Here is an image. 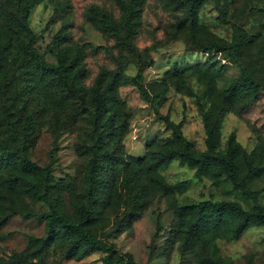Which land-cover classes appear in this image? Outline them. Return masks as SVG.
Segmentation results:
<instances>
[{"label":"rangeland","instance_id":"374dc122","mask_svg":"<svg viewBox=\"0 0 264 264\" xmlns=\"http://www.w3.org/2000/svg\"><path fill=\"white\" fill-rule=\"evenodd\" d=\"M219 1L217 7L207 0L192 22L183 10L174 9L176 0H163L172 9L162 0H146L135 16L136 55L118 46L109 28L110 22L124 30L115 0L35 3L27 18L35 37L32 49L48 67H57L42 73L27 52L29 37L22 30L19 0H0V157L13 151L48 173L20 175L15 182L17 172L11 177L0 171V220L6 216L0 222V264H104L101 252L69 258L74 236L61 230L46 251L33 248L31 239L44 240L48 228L44 221L26 217L48 214L51 204L67 221L77 223L80 208L91 205L86 195L95 152L107 150L115 157L105 187L109 203L91 227L94 240L114 250V260L130 255L137 264H182L183 233H175L180 207L228 201L244 210L264 208V93L249 107L237 101L223 106L222 93L240 81V67L226 51L214 48L232 45L243 33L250 35L252 42L239 49L238 60L264 84V0ZM67 20L72 24L71 50L64 56V45L51 41L63 36ZM81 53L84 78L73 90L72 63ZM59 55L65 58L68 80L57 73ZM119 69V84L97 141L90 89L98 80L114 82ZM140 70L149 100L131 82ZM205 113L215 114L218 151L225 152L233 137L252 160L251 175L241 157L237 172L257 200L245 199L224 177L213 178L215 170L198 178L195 169L173 161L160 172L173 193L149 189L145 210L136 217L132 176L139 170L133 171L129 159L143 158L153 140L172 137L165 120L178 126L196 152H205ZM29 191L45 194L48 203L32 200ZM217 246L225 264H264V226L251 227L235 240H219ZM208 256L197 246L185 264H202Z\"/></svg>","mask_w":264,"mask_h":264},{"label":"trees","instance_id":"16d2710c","mask_svg":"<svg viewBox=\"0 0 264 264\" xmlns=\"http://www.w3.org/2000/svg\"><path fill=\"white\" fill-rule=\"evenodd\" d=\"M43 0H19L18 7L23 12L22 30L29 37L27 52L35 59L38 68L42 73H49L57 71V67H48L44 62L42 56L32 49L34 43V35L31 32L27 18L29 8L35 3L42 2ZM122 12L123 18V31L120 27L113 23H108L109 28L112 30L113 36L117 40L118 46L125 48L132 54H138V49L133 43V38L136 32L134 31L135 16L142 12L146 0H115ZM207 0H176L174 3L175 10H183L186 17L190 18L192 22L196 20L197 13L202 5ZM218 7L219 0H212ZM163 3V0H162ZM165 7L173 8L163 3ZM224 16V13L221 12ZM72 24L67 20L63 26V36L55 37L51 43L54 45H64V56L66 51L71 50L69 43L71 42V35L69 28ZM252 42L250 35L243 33L241 38L230 46L215 45L219 51H226L240 67V81L233 84L226 91L222 93V105L232 104L234 102H243L245 107L254 104L260 93H264V84L257 81L253 70L248 64H243L238 60V51L242 46H246ZM78 54L75 57L72 66L75 73L72 75L71 80L73 83V90L82 83L84 78V66L82 61L84 56ZM65 58L59 55L58 75H64L65 79L68 78L66 68L63 65ZM64 67V68H63ZM119 69L118 74L114 78V82L105 83L98 80L96 84L90 89L91 104L93 105V137L95 140L100 141L103 133L102 128L105 125V115L111 106V98L117 85L121 74ZM64 79V85L68 87L67 81ZM132 85L136 87L142 96L150 99V94L142 86L141 70L138 75L131 79ZM72 89V88H70ZM78 91V90H77ZM164 91L159 95L162 96ZM205 130H206V151L196 152L191 143L185 141L178 126H175L165 120V122L172 129V137L169 139L153 140L148 146L145 156L141 159L131 158L130 163L134 172L139 170L138 173H133V181L136 182V195H134V213L136 217L145 210L146 206V193L149 189L154 191H162L164 194H172L174 189L170 188L163 180L160 172L167 168L173 161H178L181 166H187L195 169L196 177L201 178L209 171L215 170L216 176L213 178L224 177L232 187L237 190L245 199L257 200V193L251 192L246 185L244 179L238 176L237 159L241 157L246 166L247 173H253V162L248 157L246 151L240 149L239 145L231 137L227 150L219 152V139L218 129L215 123L214 113H205ZM2 147L0 146V149ZM94 160L90 166V173L88 176L89 187L87 190V203L91 204L90 208L81 207L79 210V221L75 224L67 221L54 207L49 204L50 212L48 214H27V218H36L45 222L48 228L47 237L44 240L31 239L33 248L38 251H46L53 240L55 239L59 230L65 234H72L74 241L72 249L68 254L69 258H84L91 253L101 252L105 254L104 264H137L132 256L126 255L124 257H117L114 260V250L94 240L92 236L91 227L97 220L101 213L103 206L109 203V196L107 189L108 185V166L114 161L113 154L109 151L102 153H93ZM0 171L7 172L12 177L15 174V182L20 180V175L30 174L34 177L43 175L48 176L47 170L40 168L31 163L24 156L18 155L16 152L8 151L6 155L0 157ZM176 189V187H175ZM180 189V187H178ZM32 200L36 202L48 203L46 195L38 193L37 191H29ZM178 220L180 222L176 230V236L183 233L181 238L182 245L180 247V255L182 264L190 261L191 252L197 247L201 246L209 254L203 260L202 264H225L222 258L218 256L219 240H235L240 238L245 231L251 227L264 226V208L257 206L250 210H244L236 202L228 201H203L198 204L180 207L177 211ZM6 218V216H4ZM1 219V221L4 220ZM181 230V232H180ZM39 245V246H37ZM2 264H25L22 260H17L10 263Z\"/></svg>","mask_w":264,"mask_h":264}]
</instances>
